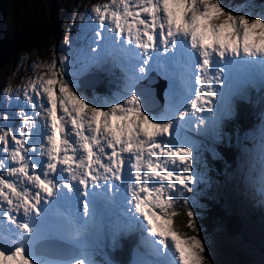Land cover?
<instances>
[{
    "label": "snow or ice",
    "instance_id": "6c2138e0",
    "mask_svg": "<svg viewBox=\"0 0 264 264\" xmlns=\"http://www.w3.org/2000/svg\"><path fill=\"white\" fill-rule=\"evenodd\" d=\"M93 12L98 27L90 18L89 31L97 46L89 47L96 55L82 49L79 69L70 67L69 56L59 67L56 61L44 65L45 73L23 90L32 114L21 107L17 129L7 127L11 116L0 115V151L7 154L0 156V169L17 178L0 173V203L7 204L0 208V264H97L88 250L89 225L95 228L108 212L117 216L113 247L121 232L139 233L150 258L138 264H211L203 240L175 223L181 214L175 206L182 203L185 226L198 232L186 193L204 181L194 170L199 148L183 130L196 124L198 131L223 138L221 122L252 83L233 87L241 69L259 66L264 89V0H108ZM112 50L122 54L116 64L123 86L110 95L89 91L80 79L84 67L106 61ZM153 68L166 75L171 89L157 115L135 90ZM10 99L6 93L4 100ZM204 112L211 116L196 115ZM25 181L37 191L21 188ZM260 183L264 196V144ZM53 214L66 224L55 236L49 231ZM53 239L75 252L53 257L46 250Z\"/></svg>",
    "mask_w": 264,
    "mask_h": 264
},
{
    "label": "rangeland",
    "instance_id": "374dc122",
    "mask_svg": "<svg viewBox=\"0 0 264 264\" xmlns=\"http://www.w3.org/2000/svg\"><path fill=\"white\" fill-rule=\"evenodd\" d=\"M258 3H257V2ZM47 2V4H46ZM108 0H0V115L5 112L12 117L7 122V127L13 130L17 129L22 121L18 115L20 108L23 107L29 114H32V106L28 105L23 98L24 88L38 76L43 75L46 71L44 65L49 64L52 61L57 62L59 67V61L64 56L71 58L74 68L79 69L82 67L83 61L81 58V50L83 49L88 56H94L96 53H92L89 45L96 47V44L92 43L95 39L94 33L89 31V20L96 22V16L93 12V8L98 4L107 3ZM226 3H239L240 0H225ZM255 3L260 4L261 0H254ZM97 27H98V22ZM52 25V27H50ZM50 27V29H49ZM112 35V33H109ZM68 43H65V40ZM104 41L98 40L97 44H103ZM128 46V45H126ZM131 47H133L131 45ZM99 51V48L97 49ZM139 52V49H135ZM106 61L108 64L107 70H102V66H105V61L98 64H91L84 67L81 78H87L86 75L95 76L93 78H87L92 87L89 91H95L100 95H110L116 92L123 86V74L121 69L116 64V58L122 57V54L118 51L112 50V54L105 53ZM80 60V63L77 61ZM67 63V62H66ZM34 65H40V67H34ZM112 69V71H111ZM244 70V69H243ZM104 73L110 76L112 83L108 84V93L102 94L93 88V84L97 81H101ZM260 73V74H259ZM139 75V73H137ZM238 80H235L233 87H242L244 80H250L252 83L247 87V91L253 90L249 95L251 98H256L257 107L250 105L255 114L261 118L257 124H264V106L261 103L260 95L264 89L260 86L261 81V69L256 72L249 73V78H244L240 75V72L235 73ZM145 78L141 79L135 84V89L138 87L156 89L160 85L164 86L162 101L159 106L157 104L156 114L163 112L171 99V95H167L170 90L169 79L166 75L155 68L144 74ZM234 77V76H233ZM47 78V77H45ZM242 79V80H241ZM155 81L159 84L150 87L146 84V81ZM143 82L142 85L140 83ZM240 83V84H239ZM219 87V85H216ZM139 90V89H138ZM8 93L11 96L10 100H4L5 94ZM246 95V93H245ZM239 99V98H237ZM236 101V100H235ZM264 101V95H263ZM236 107V106H235ZM259 110V111H258ZM191 111V109H189ZM235 111L233 105V114L230 118L225 119L220 124V131L222 133V139H215L213 134L208 132L204 134L202 131H198L196 124H192L190 129H184V132L191 137L193 142L199 148V165H194V170L203 175L204 181L193 185L196 189L193 193H186L187 196L198 195L200 197L197 202L196 198H192L191 207L195 214L198 216L195 206L200 204L204 207V198H213L215 202L219 204V207L226 214L229 213V209L244 210L243 225L240 232L234 239H228L224 236V233L213 234L210 237V241L213 243V247L209 253H216L217 251L226 250L228 247L237 246V252H230L232 254L227 264H264V196L261 195V146L264 144V127L258 126L257 130L250 135H246L243 139L233 141V147L238 152L237 169L233 171H221V167H215L214 162H206L204 164L203 156L213 157L217 155L216 150L221 142L227 143L230 138L224 133L225 123L235 118ZM206 113V112H204ZM202 114V113H198ZM197 116H205L198 115ZM211 115V114H210ZM195 120V116L192 117ZM4 121L0 120V126L4 125ZM188 129V130H187ZM187 130V131H186ZM11 140V137H9ZM14 146V143H13ZM219 151V150H218ZM7 155L0 151V156ZM9 166H11V160H8ZM218 171V173L216 172ZM3 174V178L6 180H16V177L7 175L6 169H0ZM210 174H215L211 177ZM101 183H103L101 181ZM27 185L25 181L20 187L23 188ZM30 192L37 191L32 185H27ZM7 191V189H5ZM248 195L254 202L259 201V210L249 211ZM243 207L248 208V211ZM0 208L7 209V204L0 203ZM216 208V207H215ZM253 208V207H252ZM254 209V208H253ZM214 210V209H213ZM217 211L214 210V214ZM17 215V213H12ZM22 214V210L19 215ZM113 216L115 222H117V216L113 212L106 213L100 218L97 225L93 229L92 236L89 238V245L93 244L96 249H88L91 257L95 250H102V243L99 240H103V235L112 236L113 230L110 229V224ZM263 218H260L262 217ZM52 217H57L53 214ZM200 218H196L197 221ZM57 221V219H56ZM59 223V221H57ZM7 223V221H5ZM53 223L49 226V231L52 234L57 232ZM91 227V225H90ZM185 227V226H184ZM106 228V232L105 231ZM56 230V232H55ZM126 231V230H125ZM217 232V231H215ZM103 234V235H102ZM59 240L56 239L55 242ZM109 242V241H108ZM118 242V241H117ZM112 244V242H109ZM48 246V247H47ZM65 247L69 251L73 245L65 243ZM60 248L56 243L46 245V250L51 254L58 253ZM109 248L114 249L112 245ZM239 248V249H238ZM49 249V250H48ZM145 253V250H144ZM237 254L239 257H235ZM218 255V253H216ZM137 260L148 259L144 254V257L139 258L136 254ZM120 257L117 258V260ZM98 260V256H97ZM243 260V261H242ZM138 261V262H139Z\"/></svg>",
    "mask_w": 264,
    "mask_h": 264
},
{
    "label": "trees",
    "instance_id": "16d2710c",
    "mask_svg": "<svg viewBox=\"0 0 264 264\" xmlns=\"http://www.w3.org/2000/svg\"><path fill=\"white\" fill-rule=\"evenodd\" d=\"M50 27H52V25ZM105 63H106L105 66H102L101 68L102 70H107L109 67L107 64V61H105ZM93 75L96 76L100 74L97 73ZM95 76H92V78ZM111 83L112 81H111L110 76L107 75V73L106 74L104 73L100 84L97 86L98 82H96L93 85V88L99 93L105 94V93H108L109 91L108 84H111ZM252 92L253 91H250V94ZM260 99L262 100L261 103H263V106H264L263 97H260ZM250 103L251 101L250 102L249 101L247 102L236 101L235 103L236 107L234 106V108L236 109L235 118L227 121L223 128L224 133L228 136V138H230V141H228L227 143H224V142L220 143L219 147H217V150H216L217 155H214L213 157L203 156L205 157L204 164H206V162H214L215 167H221V171H224V172L226 170L233 171V169L238 168V165H237L238 152L233 147V141L236 140L237 142L239 138L243 139L246 135H250L252 132L257 130L258 126L264 127V124L256 123L257 120L261 118L259 116L257 118V116L255 115L257 113L254 112L253 109L250 108L251 107ZM262 117L264 118V114H262ZM216 172L218 173V171ZM209 175L211 177L215 176V174H213L214 175L213 176L210 173ZM198 198L200 199V197L196 195L197 202L199 201ZM246 199L248 200L247 205H249L250 212L251 210H259L258 208L259 201L254 202L252 199H250L249 195ZM204 203H205L204 207H201L199 203L197 206L194 207L197 210L198 216L195 214L193 217V220H195L196 218H200L196 224L198 228V232H194L192 229H188L185 226L188 220V217L186 215L187 209L183 206L182 203H177L175 206L176 210L179 213H181L180 215L175 217L176 226L181 232H184L188 235H197L198 238H201L203 240V242L208 246V255L210 257L211 264H227V261H229L232 256L230 252L236 253L237 246H234L232 244V247H228L226 250L217 251L216 253H218V255H216V253H212V252L209 253L210 249L213 247V243L209 239L215 233L217 234L224 233V236L226 238L234 239L242 228L243 216H245L243 212L244 210L229 209L230 212L226 214L219 207V204L214 201L213 198L205 197ZM243 208L248 211V208L246 207H243ZM213 209L217 211L216 214H214ZM260 218H263V216ZM130 248H131V243L124 241V244H122L121 246H118V248L113 250L112 253L117 255V257H120V259L118 260L119 264L127 263L128 258H129ZM234 256L238 257L237 254H235Z\"/></svg>",
    "mask_w": 264,
    "mask_h": 264
},
{
    "label": "bare ground",
    "instance_id": "6f19581e",
    "mask_svg": "<svg viewBox=\"0 0 264 264\" xmlns=\"http://www.w3.org/2000/svg\"><path fill=\"white\" fill-rule=\"evenodd\" d=\"M132 48H134L135 49V44L133 43L132 44ZM260 67L259 66H256V65H253V66H250V67H247V68H244V70L243 69H241L240 71H238V72H240V75L243 77L242 79H244V78H249V75H248V72L249 73H253V72H256V70H259L260 71ZM260 74V73H259ZM86 77L89 79V78H92V76L91 75H86ZM87 78H81V81L82 82H84L87 86H89V89L92 87V85H91V83H90V81L87 79ZM241 79V80H242ZM235 80H238V77L234 74V77H233V81L232 82H234ZM98 82V84H97V86L100 84V80L99 81H97ZM236 82V81H235ZM143 84V82H141L140 83V85H142ZM146 84H149V86L150 87H152V86H155V84L156 85H158L159 86V84L157 83V82H155L154 80L153 81H146ZM240 84V83H239ZM94 85V84H93ZM97 86H95V87H97ZM138 89L140 90V87H138L137 89H135L136 91H138ZM163 90H164V86H162V85H160V90H159V92L161 93V94H163ZM167 95H171V89L168 91V93H167ZM198 114V113H197ZM211 113H208V112H206V113H202V114H198V115H205V116H211L210 115ZM203 125L201 126V129H203ZM211 132V130H209V133ZM212 133V132H211ZM22 215V214H21ZM81 217L83 218V216H82V213H81ZM114 217L111 215L110 216V219H112V222H111V224H110V229H112L113 230V232H114V230H115V228H116V224H117V222H115V220L113 219ZM56 232V231H55ZM46 244H47V241H46ZM145 254V253H144ZM147 258H150V257H147ZM140 259H142V258H140Z\"/></svg>",
    "mask_w": 264,
    "mask_h": 264
},
{
    "label": "clouds",
    "instance_id": "9594fccd",
    "mask_svg": "<svg viewBox=\"0 0 264 264\" xmlns=\"http://www.w3.org/2000/svg\"><path fill=\"white\" fill-rule=\"evenodd\" d=\"M244 101L245 102H247V101L250 102L251 101L250 105H253V106L254 105H258L257 102H256V100L254 98L249 97V96H245ZM255 107L258 108V106H255Z\"/></svg>",
    "mask_w": 264,
    "mask_h": 264
}]
</instances>
